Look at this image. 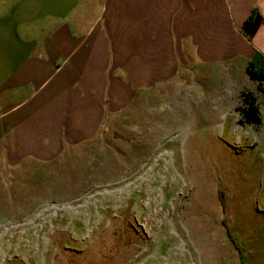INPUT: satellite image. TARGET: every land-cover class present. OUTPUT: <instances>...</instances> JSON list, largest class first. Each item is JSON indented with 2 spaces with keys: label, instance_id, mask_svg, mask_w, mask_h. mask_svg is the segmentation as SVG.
Returning a JSON list of instances; mask_svg holds the SVG:
<instances>
[{
  "label": "rangeland",
  "instance_id": "obj_1",
  "mask_svg": "<svg viewBox=\"0 0 264 264\" xmlns=\"http://www.w3.org/2000/svg\"><path fill=\"white\" fill-rule=\"evenodd\" d=\"M194 64L94 139L4 172L0 264H264V121L236 112L264 95Z\"/></svg>",
  "mask_w": 264,
  "mask_h": 264
},
{
  "label": "crops",
  "instance_id": "obj_2",
  "mask_svg": "<svg viewBox=\"0 0 264 264\" xmlns=\"http://www.w3.org/2000/svg\"><path fill=\"white\" fill-rule=\"evenodd\" d=\"M254 8L264 16V0H0V180L94 139L180 66L248 76L264 55V25L242 33Z\"/></svg>",
  "mask_w": 264,
  "mask_h": 264
},
{
  "label": "trees",
  "instance_id": "obj_3",
  "mask_svg": "<svg viewBox=\"0 0 264 264\" xmlns=\"http://www.w3.org/2000/svg\"><path fill=\"white\" fill-rule=\"evenodd\" d=\"M263 25L264 16L258 8H254L242 26V33L249 41H252ZM246 72L250 80L256 84L258 92L264 95V55L262 53L255 54L254 59L248 63ZM240 98L241 105L236 109L239 114L238 123L244 127L261 126L263 117L259 97L251 91H242Z\"/></svg>",
  "mask_w": 264,
  "mask_h": 264
}]
</instances>
